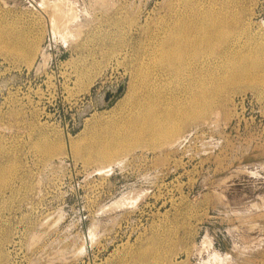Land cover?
Returning <instances> with one entry per match:
<instances>
[{
  "label": "rangeland",
  "instance_id": "obj_1",
  "mask_svg": "<svg viewBox=\"0 0 264 264\" xmlns=\"http://www.w3.org/2000/svg\"><path fill=\"white\" fill-rule=\"evenodd\" d=\"M208 1L0 0V264H264L263 74L222 81L168 140L127 127L144 91L180 117L187 74L213 90L215 51L264 36V0H221L237 19L203 68L157 61ZM114 136L132 139L111 161L77 153Z\"/></svg>",
  "mask_w": 264,
  "mask_h": 264
},
{
  "label": "bare ground",
  "instance_id": "obj_2",
  "mask_svg": "<svg viewBox=\"0 0 264 264\" xmlns=\"http://www.w3.org/2000/svg\"><path fill=\"white\" fill-rule=\"evenodd\" d=\"M208 2V5L201 7L190 2L186 12L181 10L178 13L169 35L166 38L164 37L160 44L158 54L156 55L158 57H156L157 61L160 60L171 65V56H174L175 58L181 57L185 59L183 67L172 63L173 67L177 70L181 68L189 69L194 67L197 69L204 67L206 63L205 58L200 59L198 63H195V60L189 59L196 58L193 54L194 52L209 53L211 51L210 48L214 47V43L219 39L221 33L225 31V28L227 30L230 29L234 23L233 20L237 19L236 16L234 17L232 13L228 12L230 5L226 2H221V0H209ZM243 44L244 42L232 40L224 49L215 51L216 54L214 55L217 59L214 63L218 61V64L212 65L213 68L211 67L209 71L215 74L219 82L213 90H208L203 86L205 74H197L195 77L194 74L197 71L187 74L190 91L187 88L186 101H183L176 108L178 114H181L180 117H175L171 114V110L159 108L158 104L154 102L153 94L147 92L148 89H146L147 93L144 91L134 105V116L127 122L129 130L136 133L135 141L137 139L138 143L142 142L141 138L146 133L154 138L153 141L171 138L182 129V125L185 123L184 120H196L208 111L216 98L214 96L217 93L216 90L224 85L222 81L233 82L239 77L253 75L254 69L260 71L263 74L262 79H264V36L249 45L246 50L240 51ZM0 47L13 51L11 53L15 51V45L12 44L11 37L1 27ZM117 92L113 91L109 93L107 102H111ZM158 109L159 112L157 113ZM179 118L182 122L178 121ZM130 132L128 131V133ZM103 136L105 137L106 135ZM149 138L151 139V137ZM125 139L126 137L120 138L119 136H114L110 141L98 143L99 145L95 149L89 146L90 151L87 155H83L81 150H78L77 153L84 156L87 160L96 158L102 161H111L117 153L121 152L123 143L126 148L131 145L132 138L130 141L128 140L129 138ZM45 150L47 149L45 148Z\"/></svg>",
  "mask_w": 264,
  "mask_h": 264
},
{
  "label": "water",
  "instance_id": "obj_3",
  "mask_svg": "<svg viewBox=\"0 0 264 264\" xmlns=\"http://www.w3.org/2000/svg\"><path fill=\"white\" fill-rule=\"evenodd\" d=\"M123 90H124V86H120L119 87V89H118V92L114 95V97H113V99L111 100V102L115 99V98H117L122 92H123ZM108 98V97H107ZM106 98V99H107ZM108 100V99H107ZM109 103H110V101H109Z\"/></svg>",
  "mask_w": 264,
  "mask_h": 264
}]
</instances>
